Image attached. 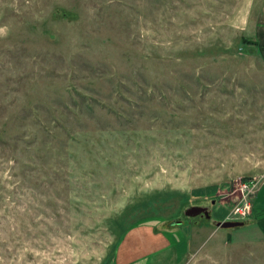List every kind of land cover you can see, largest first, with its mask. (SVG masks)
<instances>
[{
    "label": "rangeland",
    "instance_id": "1",
    "mask_svg": "<svg viewBox=\"0 0 264 264\" xmlns=\"http://www.w3.org/2000/svg\"><path fill=\"white\" fill-rule=\"evenodd\" d=\"M263 1L0 0V264H114L135 224L191 222L183 264H264L252 199L232 215L264 180Z\"/></svg>",
    "mask_w": 264,
    "mask_h": 264
},
{
    "label": "crops",
    "instance_id": "2",
    "mask_svg": "<svg viewBox=\"0 0 264 264\" xmlns=\"http://www.w3.org/2000/svg\"><path fill=\"white\" fill-rule=\"evenodd\" d=\"M260 9L251 38L254 47L264 56V1ZM251 204L253 209L248 226L256 230L257 236L264 238V180ZM203 229V224L200 226L197 222L177 223L168 228L153 223L135 224L120 240L114 264H183L192 253L190 249L196 251L201 246L199 233Z\"/></svg>",
    "mask_w": 264,
    "mask_h": 264
},
{
    "label": "built area",
    "instance_id": "3",
    "mask_svg": "<svg viewBox=\"0 0 264 264\" xmlns=\"http://www.w3.org/2000/svg\"><path fill=\"white\" fill-rule=\"evenodd\" d=\"M256 184L255 181L248 179L239 185V191L242 197L239 199L236 206L233 207L232 215L237 214V216L244 217V214L250 210L251 199L255 195L254 192L257 190L255 187Z\"/></svg>",
    "mask_w": 264,
    "mask_h": 264
},
{
    "label": "water",
    "instance_id": "4",
    "mask_svg": "<svg viewBox=\"0 0 264 264\" xmlns=\"http://www.w3.org/2000/svg\"><path fill=\"white\" fill-rule=\"evenodd\" d=\"M193 212H196L198 213L199 211L198 210H194ZM237 225H240L239 222H223L220 226L222 228H233L234 226H237Z\"/></svg>",
    "mask_w": 264,
    "mask_h": 264
},
{
    "label": "trees",
    "instance_id": "5",
    "mask_svg": "<svg viewBox=\"0 0 264 264\" xmlns=\"http://www.w3.org/2000/svg\"><path fill=\"white\" fill-rule=\"evenodd\" d=\"M242 43L243 44H252V45H254V43L252 41L247 40V39H243ZM226 237H227V241H230V237L228 235Z\"/></svg>",
    "mask_w": 264,
    "mask_h": 264
},
{
    "label": "clouds",
    "instance_id": "6",
    "mask_svg": "<svg viewBox=\"0 0 264 264\" xmlns=\"http://www.w3.org/2000/svg\"><path fill=\"white\" fill-rule=\"evenodd\" d=\"M0 34H6L4 29H0Z\"/></svg>",
    "mask_w": 264,
    "mask_h": 264
}]
</instances>
